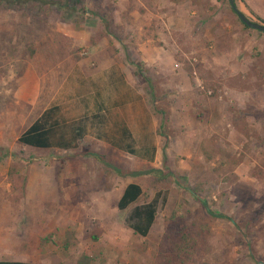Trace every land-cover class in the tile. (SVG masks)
<instances>
[{"label":"rangeland","instance_id":"1","mask_svg":"<svg viewBox=\"0 0 264 264\" xmlns=\"http://www.w3.org/2000/svg\"><path fill=\"white\" fill-rule=\"evenodd\" d=\"M3 1L0 123H7V150L0 148V164L49 165L54 158L93 169L85 173L93 181L83 195L65 183L54 202L52 195L43 202L27 190V179L15 169L7 172L16 194L38 198L25 200L23 208L17 203L15 211L7 204L0 219V227L28 229L30 243L16 250L56 259L54 250L37 247L59 248L52 239H73L74 231L79 242L73 260L86 254L90 264H152L175 211H188L191 220L208 217L190 193L195 190L226 218H213L206 252L194 264H264V33L245 28L228 0H80L89 12L72 10L77 6L71 3L66 9L80 19L76 24L54 5ZM238 10L264 25V0H238ZM98 15L110 20L108 30ZM26 74L38 81L35 104L14 97ZM99 101L109 107L118 102L99 118L102 125L89 118ZM52 106L80 127L78 146L20 144L18 137ZM126 128L134 135L132 153L95 139L102 131L108 144L125 146L130 140L111 136ZM86 150L126 171L158 169L168 180L155 185L152 173L120 176L94 157L76 154ZM130 182L148 199L120 210L118 197ZM148 203L156 216L143 237L131 228V217Z\"/></svg>","mask_w":264,"mask_h":264},{"label":"trees","instance_id":"2","mask_svg":"<svg viewBox=\"0 0 264 264\" xmlns=\"http://www.w3.org/2000/svg\"><path fill=\"white\" fill-rule=\"evenodd\" d=\"M21 1V0H20ZM32 3L34 7L39 4L54 5L57 8L64 9L63 15L66 20H70L76 23L80 22V19H71L66 12L70 3L76 4L77 7L71 8L72 10H80L83 13L89 12L82 1L80 0H25ZM229 1V0H228ZM7 2H14L13 0H7ZM18 3H20L18 1ZM22 3V2H21ZM235 8L238 10V0H234ZM6 8L3 0H0V13ZM8 8V7H7ZM232 12L235 13L234 8L231 7ZM236 15V13H235ZM99 16V15H98ZM108 30L110 28V20L105 19L103 16H99ZM247 17V16H246ZM252 21L249 17H247ZM239 19V18H238ZM240 21V19H239ZM241 24L248 28L240 21ZM253 22V21H252ZM137 65V66H136ZM137 68L142 65L135 63ZM60 109L58 106H52L43 111V113L24 131L19 137L18 142L24 146L36 148V149H62L70 150L76 148L77 136L81 133L78 132L80 127L72 124H67L63 118L59 115ZM161 115L166 114L164 111H159ZM96 119L100 117L95 115ZM101 121V119H99ZM121 136L130 140L125 146L119 143H113L118 148L134 152L133 151V138L130 131L126 128L121 131ZM95 152V151H94ZM84 154L92 156L106 167L111 168L114 172L120 176L137 177L144 174L152 173L151 181L157 185L168 180L160 170L151 168L147 172L126 171L119 169L112 163L107 161L104 155L93 153V151H85ZM190 193L195 199H197L203 206L208 214V217H198L195 220H191L187 215L188 211L185 210L183 214L174 212L169 221L167 222L164 233L159 241L158 254L155 257L152 264H194L206 252L207 238L209 234V227L211 226L213 218H226L224 215H218L213 213L209 208L207 202L197 193L195 190H190ZM147 195L142 190L141 186L135 183H130L126 186L123 194L118 202V208L125 210L131 205H135L141 202V200H147ZM156 216V209L154 204L148 203L143 207H136L134 209L131 219L134 221L131 228L135 233L140 236L146 237L149 233L151 226L154 223ZM92 259L87 255H82L78 260V264H90ZM0 264H30L28 262L21 261H0Z\"/></svg>","mask_w":264,"mask_h":264},{"label":"crops","instance_id":"3","mask_svg":"<svg viewBox=\"0 0 264 264\" xmlns=\"http://www.w3.org/2000/svg\"><path fill=\"white\" fill-rule=\"evenodd\" d=\"M22 79L23 82H21V85L16 90L14 97L19 102L35 104V102L39 98V85L37 84L38 81L36 80V77L34 78V76H30L26 74L22 77ZM27 84L29 86L26 87L25 85ZM99 104H100L99 110H96L92 115V117L91 116L89 117L90 119L95 118V115L99 116L100 118L103 117L104 115L106 116L108 112L107 110H111V108L118 105V102L111 107L107 106V104L102 101H99ZM122 114L124 116L123 112ZM100 122L102 125V120ZM135 122L137 125L140 123L139 120H136ZM67 123L71 124L70 121H68ZM121 131L122 130L116 129V132H114V136H111V138L115 137L116 139L118 138L119 140L121 136L120 134ZM95 139L101 142L103 141L105 143L104 146H109V148L110 146H113L115 149H119L116 145H113V143H115L116 141L115 142L111 141L110 144L106 142L108 141V139H110V137L109 136L104 137L102 131L95 136ZM0 148L4 149L5 151L7 150V123H2V122L0 123ZM76 154L79 155V157H81V155H86L84 154V152L82 153L77 152ZM89 166L90 165L85 163L61 164L60 162H56V159L54 158L51 164L49 165L31 164L30 166H28L25 164L23 165L22 163L16 165L1 163L0 174H2L3 176L5 186L2 187L0 186V193H2V195H0V219L2 217L6 218L7 216V204H11V209L15 211L16 208L18 209L17 203L18 205H20L19 208H23L25 200H26L25 203L30 202V200L31 201L38 200V198L36 199L35 198L27 199L25 197L22 198L20 195H18V193L16 194L17 189L12 188L11 182L7 180L8 179L7 172H9L10 169H15L17 172L16 176H19V178L27 179L26 180L28 184L27 190L29 189V191H31V193L36 194L37 197L39 195L41 199H44L43 202H47L48 200L47 196L52 195L53 197L52 201L54 202L56 193L58 194L57 197L59 198L60 192L65 190L64 189L65 183L69 185L67 186V188H73V190L77 191L78 194H82V195L84 194L83 188L86 189L85 187L88 185V183L93 181L91 175L85 176V173L89 169L91 170V172L93 170ZM124 189L120 192V195L118 197L119 199L121 198ZM107 191L108 190L105 188L104 192L101 193L103 197L107 196ZM88 196L92 198L93 192H90ZM22 219H24V217H22ZM4 225L5 224H3L2 227H0V261H21V262H28L30 264H78V260L81 258L78 257L76 258V260H73L75 258V251H76L75 247L76 244L79 242L78 239L79 233L73 231V236H74L73 239H68V238L66 239L65 237L62 238L59 234H57V236H60V239L59 238H58L59 240L52 239V242H55L56 245L59 244L60 242L61 246L59 248L52 249V244H49L47 247L42 249L37 247L36 252L38 251L42 252L44 250L48 252L50 249L53 252L54 250L56 252L55 254L56 259H53L54 257L52 258L47 254L42 255V257L40 258L34 259V257L32 258L31 256H27V254H25L26 253L25 251H29L30 249L25 248L22 251L21 249L19 251L16 250L19 249L21 246L28 245L30 243L29 240L27 239L29 232L28 229L26 228H19V230L10 229V228L7 229V225L6 226ZM11 236L16 238H11ZM41 236H45V235L43 234Z\"/></svg>","mask_w":264,"mask_h":264},{"label":"water","instance_id":"4","mask_svg":"<svg viewBox=\"0 0 264 264\" xmlns=\"http://www.w3.org/2000/svg\"><path fill=\"white\" fill-rule=\"evenodd\" d=\"M229 3L231 7L234 8L237 17L240 19V21H242L244 25H246L248 28L264 33V25L250 21L243 13H241L239 10L235 8L234 0H229Z\"/></svg>","mask_w":264,"mask_h":264}]
</instances>
